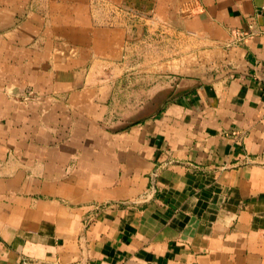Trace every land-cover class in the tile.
Returning <instances> with one entry per match:
<instances>
[{"label":"crops","instance_id":"0c3cea01","mask_svg":"<svg viewBox=\"0 0 264 264\" xmlns=\"http://www.w3.org/2000/svg\"><path fill=\"white\" fill-rule=\"evenodd\" d=\"M0 264H264V0H0Z\"/></svg>","mask_w":264,"mask_h":264},{"label":"built area","instance_id":"2783aa9c","mask_svg":"<svg viewBox=\"0 0 264 264\" xmlns=\"http://www.w3.org/2000/svg\"><path fill=\"white\" fill-rule=\"evenodd\" d=\"M254 25L253 24H250L249 25V28L248 30H245V29H238V30H235L234 34H235V43H239L241 40H243L246 36H248L249 34H252L255 32V28H253Z\"/></svg>","mask_w":264,"mask_h":264},{"label":"rangeland","instance_id":"374dc122","mask_svg":"<svg viewBox=\"0 0 264 264\" xmlns=\"http://www.w3.org/2000/svg\"><path fill=\"white\" fill-rule=\"evenodd\" d=\"M114 14H118V15H122L123 14H128L129 16H131L132 18H135V16L140 15L139 13L133 11V10H127L126 8L123 7H114L112 9Z\"/></svg>","mask_w":264,"mask_h":264}]
</instances>
